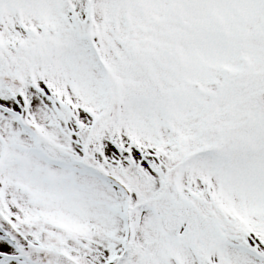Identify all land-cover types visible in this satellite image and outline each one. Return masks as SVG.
Segmentation results:
<instances>
[{
    "label": "snow or ice",
    "instance_id": "obj_1",
    "mask_svg": "<svg viewBox=\"0 0 264 264\" xmlns=\"http://www.w3.org/2000/svg\"><path fill=\"white\" fill-rule=\"evenodd\" d=\"M0 264H264V0H0Z\"/></svg>",
    "mask_w": 264,
    "mask_h": 264
}]
</instances>
